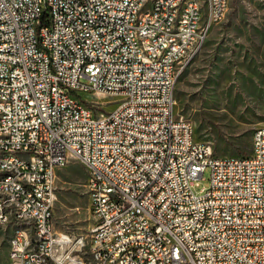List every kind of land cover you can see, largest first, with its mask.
<instances>
[{"label": "built area", "instance_id": "built-area-1", "mask_svg": "<svg viewBox=\"0 0 264 264\" xmlns=\"http://www.w3.org/2000/svg\"><path fill=\"white\" fill-rule=\"evenodd\" d=\"M228 2L0 0V225L23 222L9 264H264V124L248 154L216 155L174 114L177 66ZM72 159L87 172L85 237L53 223Z\"/></svg>", "mask_w": 264, "mask_h": 264}, {"label": "rangeland", "instance_id": "rangeland-1", "mask_svg": "<svg viewBox=\"0 0 264 264\" xmlns=\"http://www.w3.org/2000/svg\"><path fill=\"white\" fill-rule=\"evenodd\" d=\"M83 96L107 99L93 92ZM174 114L190 120L194 138L210 143L216 155L250 152L252 131L264 124V0H229L223 20L211 26L200 49L178 64ZM209 174L207 167L193 186L195 192L209 185ZM86 181L78 160L56 169L57 232L87 236L93 218ZM11 233V226L0 225V264H9Z\"/></svg>", "mask_w": 264, "mask_h": 264}, {"label": "bare ground", "instance_id": "bare-ground-1", "mask_svg": "<svg viewBox=\"0 0 264 264\" xmlns=\"http://www.w3.org/2000/svg\"><path fill=\"white\" fill-rule=\"evenodd\" d=\"M190 20L195 24H203V15L200 13H190ZM16 209H23V201H16ZM8 226H11L12 233H15V231L23 229V222L20 220H13L12 222H9Z\"/></svg>", "mask_w": 264, "mask_h": 264}]
</instances>
